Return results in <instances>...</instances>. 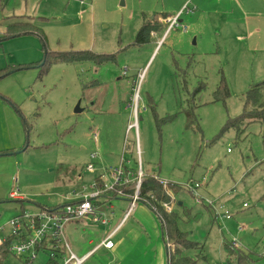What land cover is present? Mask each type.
Listing matches in <instances>:
<instances>
[{
	"label": "rangeland",
	"instance_id": "rangeland-1",
	"mask_svg": "<svg viewBox=\"0 0 264 264\" xmlns=\"http://www.w3.org/2000/svg\"><path fill=\"white\" fill-rule=\"evenodd\" d=\"M175 15L169 29L156 18ZM152 18L161 30L135 43ZM12 19L43 35L1 40ZM263 80L264 0H0V264H29L11 250V220L90 193L121 157L180 187L170 201L199 244L184 250L194 264H264V117L224 129ZM48 258L40 249L31 264Z\"/></svg>",
	"mask_w": 264,
	"mask_h": 264
},
{
	"label": "crops",
	"instance_id": "crops-1",
	"mask_svg": "<svg viewBox=\"0 0 264 264\" xmlns=\"http://www.w3.org/2000/svg\"><path fill=\"white\" fill-rule=\"evenodd\" d=\"M160 17L164 16L156 18ZM104 177L108 178L102 173L97 179L103 180ZM73 194L70 201L78 200L87 193H79L80 196L75 192ZM113 199L120 201L119 207L111 204ZM92 204V213L67 223L63 229L65 241L77 256L93 250L82 264H167V248L159 220L143 202L137 201L126 217L129 204L126 197L100 194L92 199ZM109 234H112L113 247L100 246Z\"/></svg>",
	"mask_w": 264,
	"mask_h": 264
},
{
	"label": "trees",
	"instance_id": "trees-1",
	"mask_svg": "<svg viewBox=\"0 0 264 264\" xmlns=\"http://www.w3.org/2000/svg\"><path fill=\"white\" fill-rule=\"evenodd\" d=\"M161 28L162 23L156 22L154 18L146 20L139 28L134 42L138 44L147 42L149 40L150 35L152 33L158 32L159 30H161ZM40 31L41 30L33 26L31 22L21 21L19 19H12L6 24V29L4 32L5 37L1 40L29 34H36L38 36H42L43 34ZM53 55L54 56L52 57V60L54 61L68 59V57L63 55V53L54 52ZM39 61L37 63H39ZM42 61L43 62L41 64L39 63L40 68L46 62L45 59H42ZM43 69L44 68H41V70ZM219 77V83L213 92L214 97L216 100H225V98L229 96V93L227 88V82L225 77L223 76L222 70H220L219 72ZM242 108V111L235 118H228L225 123L224 129L233 127L236 131V134L238 135L239 132H241L243 126L248 122L246 121V119L254 117L258 119H263L264 80L254 83L246 91V93L244 94ZM186 122L189 127H192L194 125L197 126V120L194 116L192 107H190V109L186 113ZM262 139L264 143V132L262 135ZM124 168L126 172L125 178L127 179V181L121 182L113 190H107L103 194H106L110 197L120 196L128 198L127 196L118 195L117 190H122L126 194H129L133 191L136 169L132 167H127L126 165ZM102 182L103 181L100 178L97 179L98 186H102ZM167 187L174 193L179 191L180 189V187L174 183H168ZM139 201L143 202L149 209H151L156 214L159 220L163 241L166 244L167 248V264H194L195 259L186 256L184 254V250L187 248H197L199 244L195 241L190 240L188 238V233L186 231H182L178 227V216L172 209L171 211H166L163 209L162 204L164 202H169L170 197L165 192V187L160 181V178L155 175L144 174L139 187ZM62 205L44 207L40 211L57 210ZM5 248L10 249L9 244H7ZM0 256H2L1 249ZM0 261L2 262V258H0ZM44 264L58 263L57 260L49 257Z\"/></svg>",
	"mask_w": 264,
	"mask_h": 264
},
{
	"label": "built area",
	"instance_id": "built-area-1",
	"mask_svg": "<svg viewBox=\"0 0 264 264\" xmlns=\"http://www.w3.org/2000/svg\"><path fill=\"white\" fill-rule=\"evenodd\" d=\"M160 21L167 22V29L172 28L178 25L177 15L168 17L165 20L164 17L159 18ZM185 29V26H181ZM95 137V134H94ZM95 146L96 143H95ZM139 153V150H137ZM91 158L97 156L96 153L91 152L89 154ZM125 159L123 157L120 158V163L117 167L112 168L109 167L105 172L109 177V181H103L102 186H98L97 182H94L91 185L90 193L83 194L80 199L75 201H70L64 203L60 208L53 211H40L38 214L31 216L28 214H24L23 216L14 218L9 222L12 227V236L16 238L17 243L11 247L12 251H15V254L21 256L23 254H28L25 257V260L31 264L32 260H34L36 251L40 249H45L49 252V257L55 259L57 256L60 257V262L57 261L58 264H82V262L93 252L90 251L83 256H77L69 247L68 243L65 241L63 237V229L64 226L72 221L79 220L86 216L89 213L93 212L94 206L92 204V199L103 194L107 190H113L117 185L121 182L127 181L125 178ZM128 162V161H127ZM137 173L135 175V182L133 185V191L129 194L124 193L122 190H117L118 195L127 196L129 199L128 208L125 211L124 217H126L135 203L139 201V187L144 176L142 168L140 166V162L138 163ZM86 168L88 170L93 169V164L88 163ZM162 184L165 187V192L169 195L171 199V190L167 187V182H164L160 179ZM199 186L198 182H195L194 185L186 184V187L190 192L197 194L195 188ZM10 197L18 198L19 196L16 194V191L10 192ZM205 202L209 206L213 208L215 211V215L222 217H230V214H219L215 209L214 203L210 200H203L201 197L197 199V202L202 203ZM246 204L244 203V206ZM162 207L166 211H171L172 209V201L164 202ZM219 208L222 206H218ZM25 230V231H23ZM111 235H107L100 242V246H104L106 248L113 247V241L111 239ZM231 246L235 245V241L232 240L230 243ZM56 260V259H55Z\"/></svg>",
	"mask_w": 264,
	"mask_h": 264
},
{
	"label": "water",
	"instance_id": "water-1",
	"mask_svg": "<svg viewBox=\"0 0 264 264\" xmlns=\"http://www.w3.org/2000/svg\"><path fill=\"white\" fill-rule=\"evenodd\" d=\"M45 53V52H44ZM45 56V55H44ZM44 59V58H43ZM44 61V60H43ZM75 110H77V108L75 109Z\"/></svg>",
	"mask_w": 264,
	"mask_h": 264
}]
</instances>
